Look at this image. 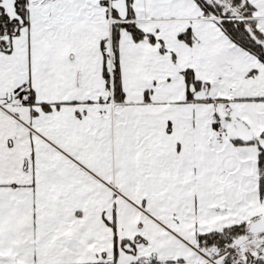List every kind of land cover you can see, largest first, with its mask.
Segmentation results:
<instances>
[{
  "label": "snow or ice",
  "instance_id": "obj_1",
  "mask_svg": "<svg viewBox=\"0 0 264 264\" xmlns=\"http://www.w3.org/2000/svg\"><path fill=\"white\" fill-rule=\"evenodd\" d=\"M0 264H264V0H0Z\"/></svg>",
  "mask_w": 264,
  "mask_h": 264
}]
</instances>
